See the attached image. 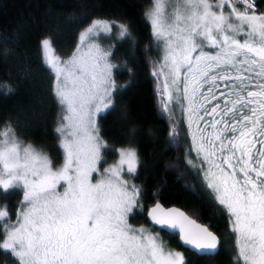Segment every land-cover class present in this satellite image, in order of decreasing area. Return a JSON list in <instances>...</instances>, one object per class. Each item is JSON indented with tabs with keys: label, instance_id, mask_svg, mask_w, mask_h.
Segmentation results:
<instances>
[{
	"label": "snow or ice",
	"instance_id": "obj_1",
	"mask_svg": "<svg viewBox=\"0 0 264 264\" xmlns=\"http://www.w3.org/2000/svg\"><path fill=\"white\" fill-rule=\"evenodd\" d=\"M145 15L161 53L152 76L169 135H179V113L196 157L187 163L227 217L233 264H264V10L256 0H152ZM113 27L130 38L127 25L93 19L66 60L50 36L40 41L61 108L59 167L11 122L0 124V191L22 192L15 220L0 209V252L13 264H186L156 228L197 254L219 251L209 226L175 207L147 209L151 229L129 222L144 211L130 182L139 164L133 147L115 150L118 164L101 171L109 145L97 117L111 108L117 65L95 40Z\"/></svg>",
	"mask_w": 264,
	"mask_h": 264
},
{
	"label": "trees",
	"instance_id": "obj_2",
	"mask_svg": "<svg viewBox=\"0 0 264 264\" xmlns=\"http://www.w3.org/2000/svg\"><path fill=\"white\" fill-rule=\"evenodd\" d=\"M152 0H0V124L11 122L20 138L45 149L54 165L63 159L55 131L61 108L52 93L53 77L44 66L40 41L50 36L63 56L75 48L81 29L95 17L114 18L128 26L130 38L121 39L112 30L97 41L111 51L117 91L111 108L98 116V128L109 145L100 167L114 160L120 145L135 146L139 164L130 177L141 191L143 212L130 221L153 228L148 207L157 200L179 204L206 223L219 236V251L213 256L197 254L166 230L159 235L170 247L181 248L186 264H233L234 242L224 212L212 199L197 174L184 160L183 136L169 135L172 120L163 112L156 93L153 63L161 55L146 18ZM258 10H264L259 0ZM11 92H8V88ZM22 200L20 190L0 191V206L15 220ZM0 264H13L11 255L0 252Z\"/></svg>",
	"mask_w": 264,
	"mask_h": 264
},
{
	"label": "rangeland",
	"instance_id": "obj_3",
	"mask_svg": "<svg viewBox=\"0 0 264 264\" xmlns=\"http://www.w3.org/2000/svg\"><path fill=\"white\" fill-rule=\"evenodd\" d=\"M151 6H152V2H151L150 5L147 6V8H146V12L151 8ZM93 19H101V20H107V21H109V22H116V23H122V24H124L123 22H120V21H118V20H116V19H114V18H108V17H95V18H93ZM93 19H91V21H92ZM91 21L88 22V23H87V24L81 29L80 33H81L85 28H87V27L90 25ZM112 30H114L116 33H118V29H117V28L113 27ZM80 33H79V34H80ZM43 38H44V37H43ZM78 39H79V38H78ZM95 42L98 43L99 46H100L101 48H103V47L100 45V43L97 41V39L95 40ZM77 43H78V42H77ZM76 47H77V44H76L75 48L73 49V51H72L70 54L66 55V56L60 55V54L55 50V48H54V52H55V55H58L62 60H66V59H68V58L72 55V53L74 52V50L76 49ZM103 49H104V48H103ZM110 60H111V59H110ZM111 63H112V61H111ZM178 115H179V113H178ZM179 117H180V116H179ZM97 120H98V117H97ZM97 126H98V121H97ZM103 140H104V139H103ZM25 141L30 142V143L34 144L35 146H37L35 143H33V142H31V141H28V140H25ZM104 141H105V140H104ZM37 147H38V146H37ZM128 147H133V148L136 150L137 155H138V151H137L136 147H135V146H132V145H120V146L118 147V149H121V148H128ZM38 148H39V147H38ZM40 149H42V148H40ZM42 150H43L44 152H46V153L48 154V156L50 157V155H49V153H48L47 150H45V149H42ZM138 158H139V157H138ZM118 162H119V155H117V157H116L114 160H112V161L109 162L107 165H105L103 168H101V171H103V169L106 168V167H109V166H113V165L118 164ZM62 163H63V159H62V161H61L59 164L54 165V166L59 167ZM93 175L95 176V174H93ZM124 175H125V179H129V178H128V175H127L126 172H125ZM130 182L132 183L131 180H130ZM0 209H3V207L0 206ZM129 222H130L132 225L136 226V227L144 226V227H146V228H149L148 226H145L144 224H135V223H132V222L130 221V219H129ZM150 229H151V228H150ZM171 248L174 249V250H177V251H180V252L183 253V251H182L181 248H178V247H171Z\"/></svg>",
	"mask_w": 264,
	"mask_h": 264
},
{
	"label": "flooded vegetation",
	"instance_id": "obj_4",
	"mask_svg": "<svg viewBox=\"0 0 264 264\" xmlns=\"http://www.w3.org/2000/svg\"><path fill=\"white\" fill-rule=\"evenodd\" d=\"M176 128H177V131H178L179 135L181 133V135L183 136V142H184V153H183V157H184V160H185V162L187 164V167L190 169V171L192 173L197 174V176H199L198 173H197V171H196V169L193 166H191V165H189L187 163L186 157L192 159L193 161H195L196 157H195V154L194 153H188L187 152V149H188V146H189V139L186 136V126H185V124H183L182 122H180V117H179L178 113H177V124H176ZM199 178H200V176H199Z\"/></svg>",
	"mask_w": 264,
	"mask_h": 264
},
{
	"label": "water",
	"instance_id": "obj_5",
	"mask_svg": "<svg viewBox=\"0 0 264 264\" xmlns=\"http://www.w3.org/2000/svg\"><path fill=\"white\" fill-rule=\"evenodd\" d=\"M157 202H159V203H160L165 209L173 208V207L178 208V209H180L181 211H183L186 215H188L190 218L195 219L198 223H200V224H202V225H207L206 223L201 222L200 220L196 219L194 216L190 215V214L185 210V208H183V207H182L181 205H179V204H175V203H172V204H165L164 202H162V201H160V200H157V201H155L154 203H152V204L148 207V209L151 208L152 206H154ZM207 226H208V225H207ZM209 228H210V227H209ZM165 230L168 231L167 229H165ZM210 230H211L213 233H215V234L217 235V237L219 238L218 234H217L213 229L210 228ZM219 240H220V239H219Z\"/></svg>",
	"mask_w": 264,
	"mask_h": 264
},
{
	"label": "built area",
	"instance_id": "obj_6",
	"mask_svg": "<svg viewBox=\"0 0 264 264\" xmlns=\"http://www.w3.org/2000/svg\"><path fill=\"white\" fill-rule=\"evenodd\" d=\"M256 7H257V8L260 7V2H259V0H256Z\"/></svg>",
	"mask_w": 264,
	"mask_h": 264
}]
</instances>
